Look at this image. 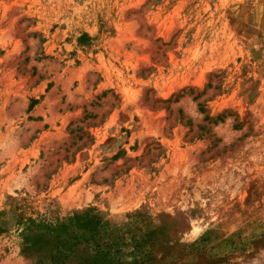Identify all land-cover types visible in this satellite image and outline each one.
<instances>
[{"label": "rangeland", "instance_id": "1", "mask_svg": "<svg viewBox=\"0 0 264 264\" xmlns=\"http://www.w3.org/2000/svg\"><path fill=\"white\" fill-rule=\"evenodd\" d=\"M89 206L153 264H264V0H0V264Z\"/></svg>", "mask_w": 264, "mask_h": 264}, {"label": "trees", "instance_id": "2", "mask_svg": "<svg viewBox=\"0 0 264 264\" xmlns=\"http://www.w3.org/2000/svg\"><path fill=\"white\" fill-rule=\"evenodd\" d=\"M182 94L169 99L176 101ZM197 108L205 111L201 101ZM224 118L219 114L213 121ZM16 223L21 252L33 256V264H153L152 249L159 240L158 230L139 211L126 213L121 221H111L89 206L54 219L19 215Z\"/></svg>", "mask_w": 264, "mask_h": 264}]
</instances>
